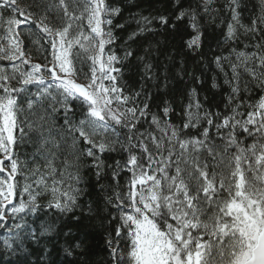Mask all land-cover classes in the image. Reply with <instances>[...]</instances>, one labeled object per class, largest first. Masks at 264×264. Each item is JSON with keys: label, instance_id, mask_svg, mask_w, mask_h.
Instances as JSON below:
<instances>
[{"label": "snow or ice", "instance_id": "snow-or-ice-1", "mask_svg": "<svg viewBox=\"0 0 264 264\" xmlns=\"http://www.w3.org/2000/svg\"><path fill=\"white\" fill-rule=\"evenodd\" d=\"M73 3L80 9L79 16L70 10L66 0H59L63 15L67 18L62 28L50 27L45 23L47 16L42 17L37 24L42 32L53 37L51 67L37 63L31 65L30 71L24 72L13 64L14 72L19 73V87L9 83L17 79L15 75H0V228H6L8 232V236L0 243L5 249L17 254L19 264H26V255L24 260L19 259V253H26V244L29 241L39 243L46 234L50 236L55 233L57 242L63 240L61 247L66 256H72L76 249L82 247L83 242L70 229L62 232L54 222L40 223L36 227H33L36 221L29 223L26 217L31 214L40 220L44 208L38 203L39 193L33 194L31 184H25L20 191L21 196L28 194L27 200L20 199L18 203L14 200L20 188L17 177L22 170V162L16 156L15 148L26 135L25 126L28 134L35 133L42 145L52 144L53 148H59L60 144L49 126L58 104L65 113L64 124L73 135V147L77 140L86 145L80 150L77 160L80 156L91 158L98 178H102L108 168L112 169L113 179H118L123 171L130 173L127 191L115 193L114 204L111 197L107 198L108 203L119 211V223L115 228L117 240L114 244L111 235L107 240L113 264H264V96L254 106L255 110L248 112L243 122L233 115L216 124L218 130L231 128L224 137L222 152H216L215 145H209V128L205 127L201 133L203 139H182V129L162 119L158 113H151V125L161 134L159 137L147 130L137 132V124L149 115L150 106L147 101L143 107L134 103L131 107L126 106L130 101L134 102L141 92H136L135 96L124 94V89L118 84L123 69L116 66H122L135 52L126 48L122 57L114 51L106 53V45L116 40L112 30L113 18L121 14V8L112 6L108 0H73ZM211 3L212 0H205V11H209ZM238 6V0H229L232 21L228 24L227 40L237 37L238 27L244 28L246 33L255 32L257 23L264 22L253 20L252 27L245 28L240 23ZM0 9L11 10L7 19L0 15V23L6 26L8 33L4 37L7 46L0 45V53L9 61L20 60L24 52L16 29L31 23L34 13L25 15L24 10L17 6V0H0ZM48 10H51V6ZM16 15L23 19L15 18ZM184 17L189 18L190 26L196 32L187 42V47L199 48L200 32L196 12L181 10L176 20ZM169 19L165 15H140L136 20V31L130 33L129 40L134 41L143 33L154 31L150 27L154 20H159L167 28ZM85 20L90 30L88 34L83 30L82 22ZM77 21L81 23H75ZM115 27L123 29L125 25L118 24ZM74 28L78 31L77 35L72 36ZM84 42H87V47ZM76 46L92 53L88 56L91 76L89 78L86 75V84L78 83L74 78L73 49ZM256 47L261 48L262 45L257 44ZM150 52L151 46L145 49L144 55L136 57L149 78L153 70L152 63L146 62ZM236 57L238 63L231 65L233 79L239 78L238 69L241 67L257 79L256 71L249 67V62L258 60L260 68H264V55L241 51L236 53ZM222 59L226 58H216L218 67ZM23 63L29 61L23 60ZM44 70L50 74V79L43 75ZM30 85L36 87V92L27 98L25 106L21 103V94L28 93ZM261 86H264V79H261ZM238 91V87H234L233 96ZM46 101H50L47 107L44 106ZM71 102H78L86 108L84 118L78 123L68 117L72 111ZM200 109L196 90L192 89L184 109L187 119L183 129L196 128L202 120L213 125L212 114H202ZM170 111L169 102L165 100L161 109L163 117H167ZM25 112L28 115L21 121L19 117ZM115 125L128 129L126 143L119 137L112 138ZM237 128L249 136H258V139L247 147H241L243 142L237 139ZM117 144L127 154V159L123 162L116 160L114 165H108L102 158L103 154L116 152ZM233 147L236 148L235 153L228 156L227 153ZM137 149L140 155L136 154ZM204 149L213 159L220 156L221 163L227 160L226 174L223 171L210 173L207 163L201 164L199 153ZM51 155L54 159L56 153L51 152ZM145 160L146 164L143 162ZM52 163L50 160L46 164V168L50 169L48 176L52 178L53 195L47 208H54L59 213L71 212L76 206L80 190L71 187L61 190L57 187L62 181L54 178L56 169ZM173 166L175 171L171 173ZM74 179L78 182L79 176ZM35 183L37 188L48 190L45 175H41ZM204 236H207V240ZM121 240L127 242L126 252L121 250ZM49 264L56 262L50 261Z\"/></svg>", "mask_w": 264, "mask_h": 264}, {"label": "trees", "instance_id": "trees-1", "mask_svg": "<svg viewBox=\"0 0 264 264\" xmlns=\"http://www.w3.org/2000/svg\"><path fill=\"white\" fill-rule=\"evenodd\" d=\"M71 11L75 15H80V9L74 6L73 0H66ZM112 6L121 8V14L113 18V32L116 40L111 45H106V53L115 52L118 56L124 55L126 48H131L135 55L129 60L124 61L122 67V76L118 81L120 87L124 89L125 95L135 96L136 92L141 95L130 101L127 107L139 105L147 101L149 104V115L142 118L137 124V132L150 131L158 137L161 135L156 131L155 126L151 125V113H158L162 119L168 120L171 124L182 129V139L189 137H199L203 139L201 133L204 128H209V145H215L216 152H222L225 139L231 128L217 129L216 124H220L225 117L235 115V119L243 122L247 119V114L254 111V106L259 99L264 96V86H261L262 73L264 68H260L259 61L249 62V67L256 71L257 79H254L248 72L241 67L238 69L239 78L233 79L231 65L238 63L236 53H256L264 55V22H258L255 32H245L244 28L237 30V37L233 40L226 39L228 24L232 21V13L229 8V0H212L209 11L204 10L205 0H108ZM39 4V7L35 5ZM237 12L240 16V23L245 28H251L253 20L264 21V0H238ZM17 6L24 10L25 15L29 12L34 13L32 22L21 25L18 29V39L22 42L21 49L24 57L20 60L9 61L3 58L0 53V75H15L16 80L9 83L14 87H19V73L14 72L12 65L16 64L21 71L30 70L32 64L52 66V36L41 31L37 24L42 17L47 16V23L53 29L62 28L67 23V18L63 15V10L59 6V0H17ZM49 6L51 10L49 11ZM181 10H194L196 12V22L200 32V47L190 49L187 42L196 35V32L190 26L188 17L177 21L176 16ZM0 15L7 19L11 15V10L0 9ZM140 15L147 17H157L159 15L169 16L167 28L154 20L150 26L154 31L145 32L134 41L129 40V35L136 31V20ZM17 19H23L16 15ZM75 23H81L77 21ZM83 23L85 34L90 31L87 28L86 20ZM124 24L123 29L116 28L115 25ZM173 25H175L173 27ZM75 28L72 36L77 35ZM7 28L0 23V45L7 46ZM87 47V42H84ZM257 44L262 45L257 48ZM151 46V52L146 62L153 65L151 78L143 72V64L136 57L145 54V49ZM235 50V52L233 51ZM92 53L85 52L79 46L73 49V64L76 69L75 79L78 83H88L87 77L91 76V61L88 59ZM222 57L220 67L217 66L216 58ZM28 60L29 63H23ZM50 75L46 70L43 73ZM48 78V77H46ZM50 79V78H48ZM107 83V82H106ZM215 84V87L213 86ZM29 92L21 94V103L26 106L27 98L36 92L35 86H28ZM238 87L239 91L233 96V88ZM192 89L196 90L197 98L201 103L200 112H209L212 114L213 125H208L207 120H202L196 128L183 129L187 117L184 115L185 106L189 102V93ZM2 92V90H0ZM232 97L230 100L229 97ZM167 100L171 111L167 117H163L161 109L164 101ZM50 101H46L47 107ZM72 111L68 113L70 120L78 123L84 118L86 108L79 105L78 102H71ZM52 114L49 120V126L53 129V136L59 142V148H53L52 144L42 145L35 133L28 134L25 126V137L16 148L15 153L22 162L21 174L17 177L20 188L17 189L15 202L20 199L27 200L28 194L20 195V191L25 184H31L33 194L39 193L38 203L44 208L40 213V220H36L34 215L29 214L28 219L31 224L36 221L33 227L40 223L54 222L62 232L69 229L72 234L81 240L82 247L76 249L72 256H66L62 250L63 240L57 242L55 233L44 235L39 243L29 241L26 244V253H19V259L24 260L26 255V264H49L55 261L56 264H113L110 257V249L107 245L109 235L114 241L117 240L115 228L119 223V211L113 207L116 202L115 193L127 191V180L130 173L121 172L118 179H113L112 169H105L102 178L96 175V169L92 167L91 158L77 156L86 145L77 140L73 147V135L68 132V126L64 124L65 113L60 105ZM236 109V112H233ZM51 111V109H49ZM195 111V110H193ZM27 112L20 115V120L24 121ZM34 119V117H30ZM258 119V118H257ZM251 127V126H249ZM112 133V129L109 130ZM18 134V133H17ZM237 139L242 141L241 147L251 145L258 136H249L240 128L236 129ZM128 129L122 125H115V131L112 138L119 137L126 143ZM135 143V141H134ZM151 149V142L149 141ZM117 151L103 154V159L108 165H114L116 160L122 162L127 159V154L123 152L120 145H116ZM178 150V146H177ZM233 147L227 153L231 156L235 153ZM51 152H55L53 159ZM137 155L140 151L135 150ZM165 155L167 153L165 152ZM201 164L207 163L208 171L217 173H227V160L220 162V156L213 159L206 149L199 153ZM175 159V156L173 157ZM53 161L52 167L56 169L55 179L62 181L57 187L61 190L68 188L79 189L76 206L71 212L59 213L56 209L49 210L48 203L53 199L51 192L52 178L48 176L50 169L46 168L48 161ZM67 161V163H66ZM145 164L147 161H143ZM175 168L170 169L174 173ZM41 175H45L48 184V190L44 187L37 188L35 183ZM79 176L77 182L74 177ZM28 179H25V178ZM226 195V193H225ZM111 197L113 204L108 203ZM206 206V205H205ZM210 214V213H209ZM115 217V219H113ZM77 218L78 222H77ZM19 222V221H17ZM9 221V227H11ZM200 235V233H197ZM8 236L6 228H0V242ZM207 240V236H204ZM55 244V247H53ZM127 242L121 240V250L126 252ZM50 254V255H49ZM0 264H19L16 253L5 249L0 243Z\"/></svg>", "mask_w": 264, "mask_h": 264}, {"label": "rangeland", "instance_id": "rangeland-1", "mask_svg": "<svg viewBox=\"0 0 264 264\" xmlns=\"http://www.w3.org/2000/svg\"><path fill=\"white\" fill-rule=\"evenodd\" d=\"M43 66H47V67H51L50 65H43ZM30 70H31V67H30ZM29 70V68H28V70H26L25 72H27V71H30ZM45 72V70L43 71V73ZM45 77H48V78H50V75L48 76V75H45V74H43ZM47 78V79H48Z\"/></svg>", "mask_w": 264, "mask_h": 264}]
</instances>
